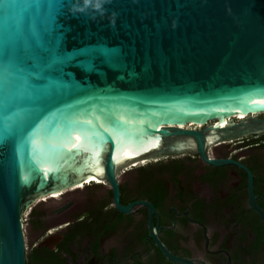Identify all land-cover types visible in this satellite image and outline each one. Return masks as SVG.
Segmentation results:
<instances>
[{
	"label": "water",
	"instance_id": "1",
	"mask_svg": "<svg viewBox=\"0 0 264 264\" xmlns=\"http://www.w3.org/2000/svg\"><path fill=\"white\" fill-rule=\"evenodd\" d=\"M69 3L0 0V264H25L38 202L94 177L127 211L123 171L264 133V0Z\"/></svg>",
	"mask_w": 264,
	"mask_h": 264
},
{
	"label": "flooded vegetation",
	"instance_id": "2",
	"mask_svg": "<svg viewBox=\"0 0 264 264\" xmlns=\"http://www.w3.org/2000/svg\"><path fill=\"white\" fill-rule=\"evenodd\" d=\"M208 156L228 162L185 154L123 171L127 211L105 182L36 203L25 216V264H264V133Z\"/></svg>",
	"mask_w": 264,
	"mask_h": 264
},
{
	"label": "clouds",
	"instance_id": "3",
	"mask_svg": "<svg viewBox=\"0 0 264 264\" xmlns=\"http://www.w3.org/2000/svg\"><path fill=\"white\" fill-rule=\"evenodd\" d=\"M111 3L112 0H70L68 11L73 15H87L90 19L95 20L97 17H104L107 14V5ZM116 15L115 12L110 14V24L113 27L116 22Z\"/></svg>",
	"mask_w": 264,
	"mask_h": 264
},
{
	"label": "snow or ice",
	"instance_id": "4",
	"mask_svg": "<svg viewBox=\"0 0 264 264\" xmlns=\"http://www.w3.org/2000/svg\"><path fill=\"white\" fill-rule=\"evenodd\" d=\"M42 7L47 9L48 6H42ZM50 7L52 8V14H51L52 23L56 25L58 23V19L62 15L66 14L65 12L66 4H57V5H52Z\"/></svg>",
	"mask_w": 264,
	"mask_h": 264
},
{
	"label": "bare ground",
	"instance_id": "5",
	"mask_svg": "<svg viewBox=\"0 0 264 264\" xmlns=\"http://www.w3.org/2000/svg\"><path fill=\"white\" fill-rule=\"evenodd\" d=\"M238 117H239V118H242V117H245V115H239ZM91 181H92V182H102L101 180H98V179L92 177L90 180H88V181L86 182V184H87V183H91ZM82 186H83V185H82ZM80 187H81V186H80Z\"/></svg>",
	"mask_w": 264,
	"mask_h": 264
},
{
	"label": "rangeland",
	"instance_id": "6",
	"mask_svg": "<svg viewBox=\"0 0 264 264\" xmlns=\"http://www.w3.org/2000/svg\"><path fill=\"white\" fill-rule=\"evenodd\" d=\"M259 116H262V114L261 115H259ZM26 228V227H25Z\"/></svg>",
	"mask_w": 264,
	"mask_h": 264
}]
</instances>
